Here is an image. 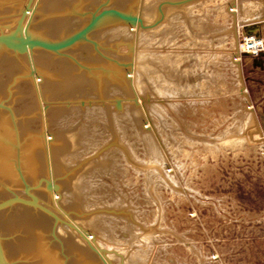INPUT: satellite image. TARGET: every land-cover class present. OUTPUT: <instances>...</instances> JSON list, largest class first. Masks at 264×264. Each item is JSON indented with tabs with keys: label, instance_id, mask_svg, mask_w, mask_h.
Masks as SVG:
<instances>
[{
	"label": "rangeland",
	"instance_id": "1",
	"mask_svg": "<svg viewBox=\"0 0 264 264\" xmlns=\"http://www.w3.org/2000/svg\"><path fill=\"white\" fill-rule=\"evenodd\" d=\"M263 8L0 0V36L60 46L0 43V204L35 201L0 207V264H69V234L81 264H264Z\"/></svg>",
	"mask_w": 264,
	"mask_h": 264
},
{
	"label": "bare ground",
	"instance_id": "2",
	"mask_svg": "<svg viewBox=\"0 0 264 264\" xmlns=\"http://www.w3.org/2000/svg\"><path fill=\"white\" fill-rule=\"evenodd\" d=\"M237 11H238L237 8H232L230 10V12H232V13H235V12L237 13ZM263 11H264V8H263ZM1 47L2 46H0V53H1V50L3 49V47L2 48ZM3 54L4 53L2 50V53L0 54V56H3ZM49 185H51V184H49ZM23 200H26V198ZM26 201H29V200H26ZM26 204H28V203H26ZM18 208H20V207H18ZM21 209H22V207H21ZM35 216H36V214H35ZM18 217L20 218V220L24 221L23 224H20L21 226H24V228L22 229L21 234L19 235V237L16 238V241H15L18 245V249L23 248L24 246L22 247L21 244L24 243V241H26L25 245H27L28 252L31 255L34 254L33 256L39 257V258L46 260V261L50 260V262L56 261L54 258L53 250L50 248H49L50 250H48L47 247L44 246V244H43L44 242L42 243L40 237L38 236V234H41L44 231L45 223H43L42 220L39 218L34 219L33 217H31V215L28 214L27 210L21 211ZM24 236H26L27 238H24ZM65 237L66 238H64V243L66 244L67 248L69 249V252L72 255L71 256L72 260L70 261L69 264H81L79 261H81V260L84 261V259H85V262L90 263L91 261L89 260V256L86 257L84 249H81L82 247L77 245V243L75 242V238L73 236H70V234L66 235ZM54 245L52 247H54ZM24 249H22V250H24ZM54 252H56V251H54ZM0 254H1V251H0Z\"/></svg>",
	"mask_w": 264,
	"mask_h": 264
},
{
	"label": "water",
	"instance_id": "3",
	"mask_svg": "<svg viewBox=\"0 0 264 264\" xmlns=\"http://www.w3.org/2000/svg\"><path fill=\"white\" fill-rule=\"evenodd\" d=\"M183 1H175V2H168L170 4H179ZM158 11H159V14L160 16H162V11H161V6H159L158 8ZM137 22L143 26V23H142V19L141 18H136ZM254 27L253 26H246L244 27V31H245V34L246 35H255V36H258V33L254 32L253 31ZM0 43L12 48V49H16V50H25L27 48H32V47H35V46H39V47H42V48H45V49H57L59 48L60 46H53V45H48V44H45V43H42L40 41H36V40H33V39H22L20 40L18 43H13L11 42L7 37H4V36H0ZM63 46V45H62ZM48 188L50 189H53V190H56L58 188L57 185H48ZM11 202H22V203H29V204H34L35 201H26V200H23V199H20V198H13L11 200H8L2 204H0V207L4 206L5 204L7 203H11Z\"/></svg>",
	"mask_w": 264,
	"mask_h": 264
},
{
	"label": "built area",
	"instance_id": "4",
	"mask_svg": "<svg viewBox=\"0 0 264 264\" xmlns=\"http://www.w3.org/2000/svg\"><path fill=\"white\" fill-rule=\"evenodd\" d=\"M264 50L263 40L257 36H245L241 50L244 53L258 55Z\"/></svg>",
	"mask_w": 264,
	"mask_h": 264
}]
</instances>
